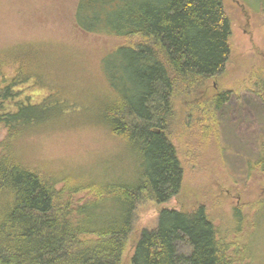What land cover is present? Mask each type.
Listing matches in <instances>:
<instances>
[{
    "label": "trees",
    "instance_id": "16d2710c",
    "mask_svg": "<svg viewBox=\"0 0 264 264\" xmlns=\"http://www.w3.org/2000/svg\"><path fill=\"white\" fill-rule=\"evenodd\" d=\"M73 24L78 34L114 41L102 59L108 102L100 123L117 144L132 149L134 159L116 176L102 171L86 182L27 164L11 137L78 110L61 86L53 85L39 104L20 99L21 88L32 81L45 87L42 63L35 64L47 52L57 54L52 45L10 48L16 56L0 52V128L7 131L0 145V264H254L253 241L230 242L204 205L162 208L155 228L135 229L141 204L163 206L182 190L184 169L169 128L176 101L199 99L230 60L232 33L223 0H77ZM132 38L134 45H116ZM12 57L21 63L4 73V61ZM231 97L225 92L212 99L210 122ZM206 126V134L219 135ZM258 143V158L247 162L255 182L264 178V139ZM234 218L240 232L241 211L235 209ZM178 243L187 254H179Z\"/></svg>",
    "mask_w": 264,
    "mask_h": 264
},
{
    "label": "rangeland",
    "instance_id": "374dc122",
    "mask_svg": "<svg viewBox=\"0 0 264 264\" xmlns=\"http://www.w3.org/2000/svg\"><path fill=\"white\" fill-rule=\"evenodd\" d=\"M76 1L0 0V52L16 56L17 50L10 48L39 42L55 48L57 54L47 52L35 64L42 63L40 68L48 84L42 87L30 82L21 88L20 99L30 97L32 103L39 104L54 90L53 85L61 86L62 96L78 111L11 138L17 155L34 169L67 177L69 182H86L102 171L120 174L130 166L134 153L125 143L111 139L100 123V111L108 102L102 59L114 41L76 32ZM223 5L232 33L227 67L207 83L199 99L177 100L174 105L169 137L184 169L182 190L163 206L141 204L135 229L155 228L162 208L189 211L204 205L218 230L227 232L224 236L230 242L239 246L253 241V262L264 264V178L255 182L247 174L248 159L258 158V142L264 139V101L260 100L264 97V0H223ZM136 42L132 38L116 45ZM8 62L2 66L4 73L3 68L12 73L21 63L17 57L4 61ZM225 92L232 93L231 100L218 112L216 121L210 122L212 99ZM197 106L199 110H195ZM206 123L220 136L206 134ZM6 139L7 131L0 128V145ZM81 198L79 195L77 201ZM235 209L244 219L240 232L235 225ZM177 250L184 255L188 251L183 243L177 244ZM130 255L128 249L127 261Z\"/></svg>",
    "mask_w": 264,
    "mask_h": 264
}]
</instances>
